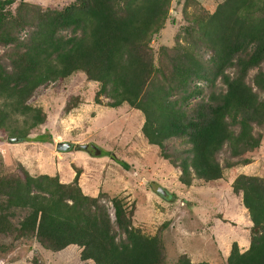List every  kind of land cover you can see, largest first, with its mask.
I'll use <instances>...</instances> for the list:
<instances>
[{"label": "trees", "instance_id": "1", "mask_svg": "<svg viewBox=\"0 0 264 264\" xmlns=\"http://www.w3.org/2000/svg\"><path fill=\"white\" fill-rule=\"evenodd\" d=\"M13 2L0 0V44L7 46L0 54L1 131L28 139L29 129L45 118L40 106L27 102L34 88L81 71L97 82L94 102L104 96L107 106L127 103L142 113V135L178 167L182 184L220 178L224 167L249 161L264 130V0H220L210 12L193 13L187 41L160 45L157 64L150 38L170 0H72L61 8L18 1L12 9ZM21 28L27 29L23 37ZM198 46L210 51L206 61ZM216 78L224 88L187 109L199 92L194 81ZM171 136L187 146L165 151ZM17 162L14 172L0 174V232L34 236L53 251L76 244L78 257L94 264H164L160 229L147 234L134 226L122 196L108 197L111 215L104 192L82 191L79 168L61 181L57 173L31 174ZM230 186L250 226L247 246L240 250L233 240L225 264H264V176L239 172ZM16 207L25 213L13 225L7 212ZM175 264L211 263L182 252Z\"/></svg>", "mask_w": 264, "mask_h": 264}, {"label": "rangeland", "instance_id": "2", "mask_svg": "<svg viewBox=\"0 0 264 264\" xmlns=\"http://www.w3.org/2000/svg\"><path fill=\"white\" fill-rule=\"evenodd\" d=\"M18 1L41 8H61L72 0H14L10 7L13 9ZM219 1L170 0L162 26L150 38L154 63H158L160 45L170 47L176 41H187L190 34L185 27L192 25L193 13L210 12ZM26 31L21 28L18 35L23 37ZM6 48L0 44L1 55ZM196 50L206 61L210 55L208 48L198 46ZM255 69L251 68L247 77ZM194 83L199 92L189 97L187 109L197 100L206 99L210 91L224 88L219 78L212 84L201 79ZM96 88L97 82L86 79L81 71L37 85L27 102L40 106L45 118L29 129L28 139L9 140L7 136L11 135L0 130V174L14 172L19 161L31 174L57 173L64 181L80 167L81 189L92 195L104 192L106 196L102 199L111 215L108 197L120 195L126 208L131 209L134 226L147 234L160 229L164 264H175L182 252L191 261L225 264L233 240L240 250L244 249L249 240L250 220L240 194L231 190L230 183L239 172L264 176V130L259 145L249 152L248 162L224 167L220 178L208 181L193 178L189 185H184L177 179L178 167L162 157L159 148L142 135V113L127 103L107 106L104 96L101 103L94 102ZM38 134L45 136L43 140L37 139ZM57 140H67L72 145L67 150H58ZM84 142L97 145L100 153L92 154L90 146L83 149L80 143ZM186 146L174 136L163 142L167 152ZM225 157L226 151L221 150L218 160L223 163ZM158 186L163 187L165 196L157 191ZM24 213V208H11L7 219L17 225ZM78 252L76 244L53 251L43 247L34 236L0 232V264H94L90 259L81 260Z\"/></svg>", "mask_w": 264, "mask_h": 264}, {"label": "water", "instance_id": "3", "mask_svg": "<svg viewBox=\"0 0 264 264\" xmlns=\"http://www.w3.org/2000/svg\"><path fill=\"white\" fill-rule=\"evenodd\" d=\"M7 137L9 140H14V141L20 139V137H18V136H7ZM71 145H72V143L70 141H67V140L55 141V148L58 150H67L71 147ZM80 146L85 150H88V147L90 146L92 148V154L98 155L100 153V148L97 145H93V144L84 142V143H80ZM156 189L163 196L166 195V192L163 189V187L158 186Z\"/></svg>", "mask_w": 264, "mask_h": 264}, {"label": "crops", "instance_id": "4", "mask_svg": "<svg viewBox=\"0 0 264 264\" xmlns=\"http://www.w3.org/2000/svg\"><path fill=\"white\" fill-rule=\"evenodd\" d=\"M80 154V156H84V155H81V153H79ZM80 168V167H79ZM73 174H74V171H72V175H71V178H72V176H73ZM58 175V174H57ZM70 178V179H71ZM69 178H67L66 180L64 179V181H69L70 180ZM78 184L80 185V187H81V183H80V176L78 175ZM60 180V179H59ZM61 181H63V180H61ZM82 188V187H81ZM82 191H83V189H82ZM84 192V191H83ZM86 193V192H85ZM89 194V193H88Z\"/></svg>", "mask_w": 264, "mask_h": 264}]
</instances>
